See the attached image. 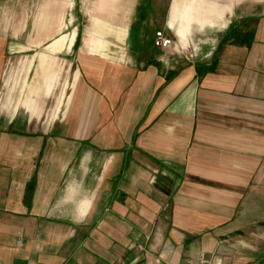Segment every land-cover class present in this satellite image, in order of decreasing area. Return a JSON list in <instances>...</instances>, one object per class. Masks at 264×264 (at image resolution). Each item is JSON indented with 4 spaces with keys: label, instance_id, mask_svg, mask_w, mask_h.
Masks as SVG:
<instances>
[{
    "label": "crops",
    "instance_id": "0c3cea01",
    "mask_svg": "<svg viewBox=\"0 0 264 264\" xmlns=\"http://www.w3.org/2000/svg\"><path fill=\"white\" fill-rule=\"evenodd\" d=\"M56 3L83 20L76 81L38 130L13 112L45 109L58 61L36 52V79L0 97V264H264V0ZM192 25L222 28L182 61L152 44ZM3 51L0 35V72Z\"/></svg>",
    "mask_w": 264,
    "mask_h": 264
},
{
    "label": "rangeland",
    "instance_id": "374dc122",
    "mask_svg": "<svg viewBox=\"0 0 264 264\" xmlns=\"http://www.w3.org/2000/svg\"><path fill=\"white\" fill-rule=\"evenodd\" d=\"M43 2H47L50 10L56 11L51 14V17L42 28L36 29L32 22L38 16L39 5ZM56 2L57 0H0V35L4 38L3 62L0 72V97L3 96V99H5L10 94V92H6L7 83H12L16 87L20 83L25 85L33 76L36 79V74H34L37 61L36 52L44 51L51 61L60 63V68L55 73L56 77L51 91V96L53 95L52 101H49L45 109H40L35 117L29 116L21 106H18L13 112L18 117L20 114H23L24 117L28 116L36 130L48 127L64 112V108L68 103L67 97L72 92L73 83L76 81L74 74L77 49L66 48L65 43L69 38L71 29L75 28L74 23L76 21L82 23L83 20L80 17L74 20H68L66 17L61 19L59 10L55 8ZM69 12H73V10L67 9V13ZM73 17L76 16L74 15ZM11 20L18 23L15 30L11 28ZM221 28L220 26H185L182 38H179L172 30L167 28L165 33L171 38V43L170 46L160 50L164 55H174L182 61L185 55L193 51L194 47L198 49L200 41L205 39L206 36H214ZM14 31L16 32L14 33ZM61 33H64L62 46L51 51L46 50L45 43ZM111 48L114 49L115 47L111 46ZM30 56L31 61L27 66V60ZM60 93L62 95L59 105L54 111V99ZM7 117H9L8 112L1 108L0 119H6ZM260 224L262 223L260 222ZM258 239L261 247L264 245L262 243L264 242L262 228L259 229Z\"/></svg>",
    "mask_w": 264,
    "mask_h": 264
},
{
    "label": "built area",
    "instance_id": "2783aa9c",
    "mask_svg": "<svg viewBox=\"0 0 264 264\" xmlns=\"http://www.w3.org/2000/svg\"><path fill=\"white\" fill-rule=\"evenodd\" d=\"M170 37L161 29L156 28L153 33L152 44L163 49L170 44ZM163 264H210L204 253L199 252L195 257L185 256L179 263L165 262Z\"/></svg>",
    "mask_w": 264,
    "mask_h": 264
}]
</instances>
